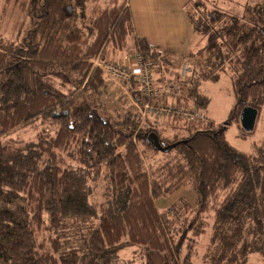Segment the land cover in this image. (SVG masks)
<instances>
[{
  "label": "trees",
  "instance_id": "obj_1",
  "mask_svg": "<svg viewBox=\"0 0 264 264\" xmlns=\"http://www.w3.org/2000/svg\"><path fill=\"white\" fill-rule=\"evenodd\" d=\"M222 1H187L195 44L181 58L135 36L126 0H23L30 27L0 39V264H192L206 230L202 264L264 258V146L248 152L226 139L244 106L255 121L264 108V0L243 11L246 0L231 9ZM130 51L150 70L155 96L170 97L161 104L201 110V83L226 74L230 116L202 126L164 116L161 129L173 130L165 141L150 114L134 133L138 109L102 115L106 61ZM152 68L178 92H159ZM128 81L130 99L144 95L137 76ZM21 127L33 136L16 135ZM179 187L192 201L157 210L154 201Z\"/></svg>",
  "mask_w": 264,
  "mask_h": 264
},
{
  "label": "rangeland",
  "instance_id": "obj_2",
  "mask_svg": "<svg viewBox=\"0 0 264 264\" xmlns=\"http://www.w3.org/2000/svg\"><path fill=\"white\" fill-rule=\"evenodd\" d=\"M7 1L8 0H0V39L3 42L16 41L17 39H20L25 34L26 30L30 27V18H29L27 4H25L23 0H10L9 2ZM101 1L105 2V0H101ZM226 1L227 0L222 1L223 6L227 5L224 4V2ZM243 2L244 0H232V3H229L227 7L228 8L230 7V9L236 8L238 4L240 5ZM247 2L254 4L255 0H246V2L241 8L242 11L244 9V6L247 4ZM222 4L220 3V5ZM126 55L127 58L129 57L130 59L134 57L133 51H130ZM95 59L97 60L95 61ZM95 59L93 61V64H95L94 62L99 63V56H96ZM126 59L124 60L123 56H119L118 60L107 59L105 66H107V68L114 66L115 64H117L118 66H124L123 63L124 62H125L124 64L127 63ZM188 62H189L188 60L186 62L183 61L182 65L186 64L189 67L187 71L188 70L190 71V66L188 65L189 64ZM152 69L155 78L160 76V72L154 71V68ZM105 70L106 68L104 67V71ZM180 72L182 76L187 73V72L182 73V69H180ZM157 81L159 84H161V86H159L160 89L163 87V85L172 86L174 82V80L170 77L168 78L165 77L164 82L158 78ZM105 82H106L105 91L97 96V101H96V107L98 108L99 112L102 115L107 116L110 119L114 120L117 119L118 115H122L126 111H133L134 109H137L138 105L140 109H143L144 106L141 105H143L146 102V100H148V98L145 95L140 94L138 91L136 95L135 93L136 91L134 92L133 90L132 91L129 90L131 93H134L136 95L132 97L133 94L129 93L131 95V99H130L124 91L125 89L126 90L129 89L127 87L130 84L132 85V81L130 83L129 81L127 82V77L120 74L114 75L113 77L108 75L105 78ZM200 87L203 90V92H205L206 95L208 96V102L206 106L201 109L205 113L206 117L203 120L196 121L197 125L198 126L204 125L208 119H212L215 122H222L225 119H227L230 116L231 111L233 110L234 101H235V97L233 95L234 94L233 89L231 88V85L229 83L228 76L226 74H222L218 81L215 82L206 81L201 83ZM136 88H138V85L136 86ZM157 97L158 96L153 97V99L151 98L152 99L151 102H155L156 99L159 100V98ZM137 114L140 115L139 111ZM153 118L158 120L160 126V128L158 127V130L160 134H162L164 138L165 137L168 138L164 140L169 141L171 139L170 137L173 135V130L165 131L164 129H161V127L165 128L167 126L168 119L163 115H157V116L153 115ZM144 122H146V115L143 118L139 116V122L134 133H136L139 130L140 128L139 125L140 126L141 124L144 125L143 124ZM49 129L50 128H46L45 130L48 131ZM34 132L35 129L32 127L30 128L21 127L16 135L21 136V138H27V137L29 138L33 136ZM163 132L166 134H164ZM226 139L232 146L236 147L237 149L248 152L254 151L256 145L261 144L264 146V108L259 113L252 131L249 132L244 131L240 125V122L231 123L227 125ZM191 200H189L188 202H190ZM156 204L157 203L155 202L154 206ZM166 209L169 210L170 213L173 212V208L171 209V203L169 206H167ZM207 234L208 231L206 230L205 234L199 236L198 238H196L197 240L195 239L193 241L192 246L195 251H194L192 264H202L199 257H201L202 253L205 251L206 245L205 242L203 243L201 240L207 238L206 236ZM182 252H183L182 254H184L185 252L184 247L182 248ZM246 264H264V258L263 257L261 258V256H259L258 254H252L248 256Z\"/></svg>",
  "mask_w": 264,
  "mask_h": 264
},
{
  "label": "crops",
  "instance_id": "obj_3",
  "mask_svg": "<svg viewBox=\"0 0 264 264\" xmlns=\"http://www.w3.org/2000/svg\"><path fill=\"white\" fill-rule=\"evenodd\" d=\"M187 1L126 0L135 36L145 38L150 45L169 56H185L195 44V36L184 10ZM132 60L133 58H128L127 61ZM182 60L186 62L185 59ZM158 98L161 103L170 99L169 96ZM180 198L189 201L193 199V194L184 187H179L167 198L156 199L155 207L157 210L166 209L170 203L175 204Z\"/></svg>",
  "mask_w": 264,
  "mask_h": 264
},
{
  "label": "built area",
  "instance_id": "obj_4",
  "mask_svg": "<svg viewBox=\"0 0 264 264\" xmlns=\"http://www.w3.org/2000/svg\"><path fill=\"white\" fill-rule=\"evenodd\" d=\"M133 61L130 62V64H126L123 67H115L111 66L107 68L105 66L106 70L105 72L113 77L114 75L120 74L125 77L128 75H135L139 78V81L141 82L143 86L144 95L148 98L146 102L141 105L144 106L143 109H140L138 106V111L140 113L139 116L141 118L145 117V115H163V116H178L181 119L188 120V121H200L203 120L206 116L205 113L197 108H181L174 106L172 103L169 104H153L151 100L153 97L158 94V92L155 90V87L152 86V79H151V72L142 61L141 57L138 54H135L133 57ZM189 67L186 64L182 65V73L188 72L187 69ZM108 69V70H107ZM174 87V88H173ZM167 92V93H177L178 92V86L172 85V86H163L161 89H159V92ZM177 91V92H176ZM152 98V99H151Z\"/></svg>",
  "mask_w": 264,
  "mask_h": 264
},
{
  "label": "water",
  "instance_id": "obj_5",
  "mask_svg": "<svg viewBox=\"0 0 264 264\" xmlns=\"http://www.w3.org/2000/svg\"><path fill=\"white\" fill-rule=\"evenodd\" d=\"M257 110L249 106H244L239 114V122L244 131H251L255 124Z\"/></svg>",
  "mask_w": 264,
  "mask_h": 264
}]
</instances>
